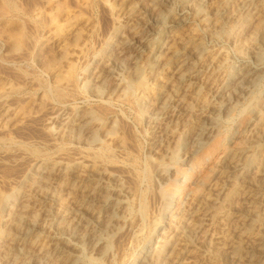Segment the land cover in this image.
I'll return each mask as SVG.
<instances>
[{
  "label": "rangeland",
  "instance_id": "1",
  "mask_svg": "<svg viewBox=\"0 0 264 264\" xmlns=\"http://www.w3.org/2000/svg\"><path fill=\"white\" fill-rule=\"evenodd\" d=\"M157 1L0 0V247L13 233L17 207L35 198L41 172L57 165L59 180L45 205L49 213L46 221L36 216L39 224L27 246L39 250L56 235L61 218L84 195L82 185H92L104 171L117 176L126 191L122 221L98 255L85 243L72 245L77 264H135L150 245L163 253L158 245L164 239L172 245L185 227L188 214L175 213L183 197L200 201L210 182L224 179L227 158L253 144L264 116L244 139L238 131L264 97V0ZM178 17L183 24L173 27ZM130 28L141 32V41L121 55L125 59L116 57L115 46L130 37ZM192 50L197 53L189 62L201 71L193 93L183 94L171 84L174 54ZM245 65L260 66L246 95L212 119L207 141L192 145L191 136L204 127L203 114L222 103L226 86ZM104 76L116 81L108 83ZM174 91L182 110L163 137V150L156 152L151 143L163 130L152 105L167 104ZM81 112L89 116L85 131L74 127ZM263 156L264 141L246 158L252 163L246 175ZM112 181L107 186H114ZM233 181L228 192L237 196L245 187ZM234 194L233 206L222 201L214 207L206 234L190 247L187 260L230 264L225 243L244 213ZM171 201L173 213L166 210ZM158 260L155 264H163ZM255 264H264V257Z\"/></svg>",
  "mask_w": 264,
  "mask_h": 264
},
{
  "label": "bare ground",
  "instance_id": "2",
  "mask_svg": "<svg viewBox=\"0 0 264 264\" xmlns=\"http://www.w3.org/2000/svg\"><path fill=\"white\" fill-rule=\"evenodd\" d=\"M6 3L8 2L6 1ZM182 19H180V17H178L175 21L174 19H172V26H181L183 24ZM146 25L148 26V24ZM131 26L132 28L135 27L134 24ZM148 28L150 29V27ZM130 31L132 32L130 37L128 36V38L125 40L122 38L123 40L120 42V44H117V46H115V49L113 48L115 50V52L113 53L117 54L116 57L125 54L130 50L129 48L131 46V48H133L134 45L132 44H134V42L141 41V32L139 34V32H136L131 28ZM193 50L192 53L189 52V54L186 55L183 53L181 55L178 53V56L174 54L173 60H175V66L172 69L171 84L176 86L175 91H179L181 89V92L183 94L189 93V91L196 87L198 82L197 76L199 75V71H201V68L197 69L191 62H189L190 59L193 60L196 57L195 54L197 52L194 54ZM143 51L146 50L143 49ZM133 55H136V53ZM179 57H181V59H178ZM123 58L124 57H122V59ZM130 61L133 62V60ZM259 67H256L255 65H245L243 67H240L231 85L226 86V93H222V103H220V105L214 104V106L217 107L210 108L211 110L208 113L203 114L202 120L204 123V127H200L201 129H199L195 134H193V136H191L190 142L192 145H194V143L199 139L207 141L208 138L213 135L215 126L213 125L214 120L212 121V119H215V116L217 114H226V112L229 111V109L233 107L234 104H237L241 101L240 99L246 95L253 77L256 76V73L258 74L257 71ZM109 72L110 71H104L103 73L107 75V73ZM107 76L109 77L110 75ZM99 80L100 75L97 77V81ZM108 80V83L112 80L116 81L115 79H112L110 81ZM103 82L105 83V81ZM94 83L96 82L94 81ZM111 86L112 85H109L110 88ZM110 91L108 92V94L110 93ZM175 91L172 93L170 99L167 100V104L163 106H158L155 104L152 105V109L155 111V123L157 124L158 128H161V130H163V133H159L158 135H156V138L152 140L151 149L153 151L158 152L162 149L163 137L164 135L168 136L167 129L170 130V125L174 120L173 117L178 115L180 110H182L180 108L181 98ZM192 93L193 90L190 94ZM216 103L218 102L216 101ZM262 116H264V97L261 100L260 105L252 111L250 117H248L243 123L244 125L242 126L240 131H238L239 136L241 135L244 139L246 137V134L249 135L248 132H250V130L254 127L255 122L257 124L258 120ZM88 118L89 116L83 113L77 119L74 127H76V129L79 131H85L90 122L87 121ZM262 141H264V125L259 129L258 134L253 140V144L251 146L238 148L235 150L234 154L231 157L227 158V162L225 161V165L223 164L225 170L224 179L221 180L222 178L220 177V182H215L216 180L212 183L210 182L208 184L209 186H206V188L204 189H207V191L206 193H204L202 199L199 198L200 201H198L197 199L195 201L191 200V197L187 194L183 197L181 204L179 203V206L177 205L179 209H176L178 211L175 210L177 212H173H175L178 217H181L183 214L188 215L186 217L185 227H181V232L178 233L176 240H173L174 243L170 246H167L166 239H164V241H162L161 244L159 243L160 245L158 246L163 247L165 249V252L160 254L157 250L154 252V250L151 248V245L147 246L144 250L141 251L142 253L139 255L138 261L135 264H155L158 259L161 260L163 264H197L193 260H187V252L191 251L190 247L199 238L204 237V235L206 234V226L209 224V221H211L210 217L213 215L212 210L214 209V207L222 201L228 203L229 205H232L230 204V201L233 197L234 191L230 190V192H228V190L231 189L228 187V185L231 184L230 182L233 180L234 183L236 182L241 187H245L244 189L242 188L240 190L241 192H239V195H237L240 199L242 205L240 206L242 207L244 213H242L238 219L236 218L235 222L232 221L234 220V218L230 221L234 223L232 231L230 229V232H232L233 235L232 237H230L231 239L229 238L230 240H228V242L226 240L227 243H225V254L230 259V264H255L257 260L260 259V257H264V156L260 160H258L259 162L257 164L253 165L250 175H246V170H248L250 167L249 165L252 166V163L248 162L246 158L250 157L253 154L255 146ZM162 153L165 154L163 151ZM59 170L60 169L56 165L54 168H52V170L49 169L45 170L43 173L41 172L42 175L40 177V184L35 190V198L28 199L27 203H24L23 200V204L22 201H20L22 205L19 208L17 207L18 210L17 213H15V218L13 219V223L15 225L14 229L12 228L13 233L8 237L7 241H5L3 245L1 244L2 246L0 247V264H77L78 259L76 260L74 258V251L72 252L71 250L74 246L71 248L72 245H75L76 242L85 243L92 253L98 255L99 253H102V249H104L106 246L104 241H106V237H108V234L114 233L118 230V225L122 221L121 214L124 212V201L122 199V196L125 195L126 191L120 185H118L119 183L117 182V176H115L114 174L106 173L104 171H99L98 174L93 177L94 182L92 185H82L83 189L82 187L80 189L84 191V195L80 197L78 201L76 200L75 203L73 202L75 205L73 206L72 210L69 211L66 217L61 218L56 231V235L50 237L48 242L44 244L39 250H33L31 246H27L28 244H32V242L28 243V236L32 232H35V230L37 229V225L39 224H37V222L35 221L36 216L45 219V217L49 213L45 208L46 200L51 194V188H53V186L59 180ZM107 180H113L112 182L116 185L114 184V186L112 185V187L107 186ZM228 180L229 182H227ZM240 186H238V190L240 189ZM27 196L29 198L31 194L28 193ZM237 196L235 195L234 197L237 198ZM192 199L194 198L192 197ZM174 207L175 204L173 201L167 202L166 210L168 212H172ZM216 209L217 208H215V210ZM221 216L223 220L226 219V214H221ZM248 221H251V223ZM164 228H166V225ZM63 236H65L66 238L62 241ZM214 242L216 243V241ZM22 247L26 248L23 249Z\"/></svg>",
  "mask_w": 264,
  "mask_h": 264
}]
</instances>
